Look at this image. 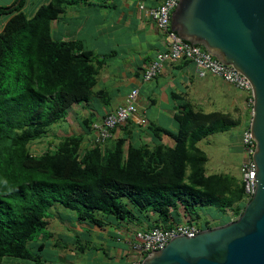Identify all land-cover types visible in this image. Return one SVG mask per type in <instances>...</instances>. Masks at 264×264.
<instances>
[{"label":"trees","instance_id":"1","mask_svg":"<svg viewBox=\"0 0 264 264\" xmlns=\"http://www.w3.org/2000/svg\"><path fill=\"white\" fill-rule=\"evenodd\" d=\"M81 1L51 0L33 16L22 10L23 0L0 7V15H11L0 32V264H39V238L55 207L99 226L121 220L140 230L169 228L186 214L193 222L202 207L243 211L234 207L245 197L242 178L208 175L207 154L198 146L240 124L221 111L188 110L176 147L164 154L130 145L126 152L124 138L84 154L74 138L34 148L96 85L99 65L51 27Z\"/></svg>","mask_w":264,"mask_h":264},{"label":"crops","instance_id":"2","mask_svg":"<svg viewBox=\"0 0 264 264\" xmlns=\"http://www.w3.org/2000/svg\"><path fill=\"white\" fill-rule=\"evenodd\" d=\"M19 1L0 0V7L13 6ZM163 1L85 0L67 6L52 21L54 35L78 42L99 65V70L89 99L73 103L66 115L49 128L48 136L38 140L35 147L44 148L47 144L74 138L79 153L84 154L97 145L93 141V124L124 105L128 93L137 88L136 113L114 130L113 136L100 145L102 149L113 147L124 138L126 152L130 145L154 152L153 155L164 154L176 147L181 121L188 110L221 111L240 121L236 126L241 128L239 140L226 146L229 152L232 151L230 154L234 153L233 148L239 154V171L244 159L242 133L249 126L252 114L246 105L245 92L216 75L200 76L196 66L185 57L166 61L161 73L150 81L142 80L145 66L159 51L167 48V36L139 4L156 7ZM23 2L22 10L33 16L39 6L51 0ZM10 17V14L0 15V32ZM207 140L203 138L200 146ZM156 156L152 158L156 159ZM210 214L215 212L210 211ZM56 216L57 227L49 230L48 219L47 232L39 238V264H127L131 251L126 239L142 228L121 220L103 222L99 226L81 221L76 215L64 218L58 212Z\"/></svg>","mask_w":264,"mask_h":264},{"label":"water","instance_id":"3","mask_svg":"<svg viewBox=\"0 0 264 264\" xmlns=\"http://www.w3.org/2000/svg\"><path fill=\"white\" fill-rule=\"evenodd\" d=\"M171 29L251 82L255 193L235 220L177 235L143 264H264V0H180Z\"/></svg>","mask_w":264,"mask_h":264},{"label":"built area","instance_id":"4","mask_svg":"<svg viewBox=\"0 0 264 264\" xmlns=\"http://www.w3.org/2000/svg\"><path fill=\"white\" fill-rule=\"evenodd\" d=\"M180 0H164L159 6L148 7L140 3V9L144 10L146 16L154 21L157 27L164 31L167 36V48L159 51L154 59L146 66L142 75L143 81H150L162 72L164 64L169 60H177L181 57L187 58L195 66L200 76L208 74L222 78L226 83L246 93V105L253 109V87L249 79L239 72L234 66L224 64L213 56L203 46L192 44L183 40L171 29L172 12ZM139 94L137 88L132 89L126 98V103L108 113L101 122L93 124L94 143H103L112 136L113 130L124 124L137 111L136 100ZM256 142L251 137L250 126L244 128L242 133V149L244 159L240 163L239 171L244 182V194L248 200L255 193L256 173L253 154ZM203 228L193 222H178L169 228L152 227L147 230L135 231L133 237L127 238L131 256L127 264H143L146 255L152 251L165 247L170 239L177 235L193 236Z\"/></svg>","mask_w":264,"mask_h":264},{"label":"rangeland","instance_id":"5","mask_svg":"<svg viewBox=\"0 0 264 264\" xmlns=\"http://www.w3.org/2000/svg\"><path fill=\"white\" fill-rule=\"evenodd\" d=\"M239 90V89H238ZM225 113V112H223ZM240 127L232 128V132H218L213 133L206 138L208 139V142H202L200 146V142L198 143V146L206 152L208 160L205 164L206 173L208 175L210 174H223V175H231L233 177H236L240 180L241 175L240 171H238V164H239V154L235 153L236 149H234V153L230 154L229 149H227V144L231 143L236 144L239 140V133H240ZM206 140V139H205ZM40 148L39 146H37ZM34 147V148H37ZM234 147V146H233ZM249 200L244 197L242 201L239 203H235L234 207H238L239 209H244L246 203ZM200 216L193 219H191L195 224H198L200 227H204L205 224L207 227H214L217 225H221V223H227L232 220H235L238 216H236L235 211L233 208L228 207L226 213H222L220 210L217 209H210L202 207L200 210ZM210 211H214L215 214H210ZM60 212L63 214V217H69V215H76L74 211L70 209H65L63 207H55V210H52L48 213V218L50 221V228L51 230L54 227H57V216L56 213ZM216 215V216H215ZM55 216V218H54ZM72 217V216H71ZM189 220L190 215H185V218L181 222H185V219ZM68 231V230H67ZM69 232V231H68ZM40 243V240H39Z\"/></svg>","mask_w":264,"mask_h":264}]
</instances>
